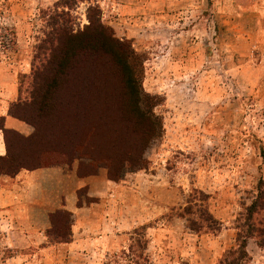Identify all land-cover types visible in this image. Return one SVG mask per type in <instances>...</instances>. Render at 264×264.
<instances>
[{
	"label": "rangeland",
	"instance_id": "374dc122",
	"mask_svg": "<svg viewBox=\"0 0 264 264\" xmlns=\"http://www.w3.org/2000/svg\"><path fill=\"white\" fill-rule=\"evenodd\" d=\"M57 1L0 0V135L3 113L38 123L36 143L25 139L35 131L32 123L25 121L24 137L8 132L12 149L40 167L61 165L69 182L76 181L77 214L51 215L57 231L47 233L51 240L66 237L73 224L79 242L73 251L60 248L46 264H220L236 246L242 214L264 180V0L74 3L75 30L89 23L90 6L100 7L102 21L140 55L144 92L158 102L163 133L146 148L142 165L125 168L120 179L112 178L102 156L118 144L113 134L132 129L118 81L97 92L90 69L84 80L60 84L50 125L38 114L46 112L30 103L33 72L45 55L40 43L49 31L44 11ZM73 88L81 91L75 98ZM68 129L76 138L96 130L91 148L76 146L70 156L69 147L42 151L52 132L65 143ZM37 147L38 157L30 156ZM194 189L209 194L219 231H194L179 215ZM8 219L0 212L2 235ZM39 248L0 246V264ZM247 249L245 264H264V248L254 238Z\"/></svg>",
	"mask_w": 264,
	"mask_h": 264
},
{
	"label": "trees",
	"instance_id": "16d2710c",
	"mask_svg": "<svg viewBox=\"0 0 264 264\" xmlns=\"http://www.w3.org/2000/svg\"><path fill=\"white\" fill-rule=\"evenodd\" d=\"M78 1L58 0L52 9L44 11L43 17L46 18L49 31L40 43V48L45 55L33 72V91L30 103L37 104L39 111L46 112L38 114L43 118H48L50 125L54 122L53 112L58 103L57 90L60 84H65L67 81L70 83L71 81H82L85 77L90 76V69L97 92H101L103 87L118 81V94L125 102L123 112H125L124 115L132 129L125 134L120 131L113 134L111 137H114L113 139L118 144H113L111 151L108 153L105 151L102 156L110 161L109 170L112 178L120 179L122 170L125 168L142 165L146 148L163 133V122L154 112V107L158 104L154 100L156 98L144 92V62L140 55L128 41L116 37L113 29L102 21L101 9L98 5L88 8L89 23L83 29L75 30L72 10L76 7L74 3ZM92 85L94 86V83ZM80 93V90L73 88L72 98ZM12 115L35 126V131L25 139L36 143L33 139L39 136L40 125L33 123L24 115L17 113ZM3 117L4 125L1 128L5 135L7 153L0 155V175H15L22 168H39L38 160L33 163L26 161L19 152L12 149L7 133L14 132L19 135L21 133L15 129L6 128L5 116ZM89 129L79 138H76L68 129L69 131L65 133L66 142L63 144L55 140L57 139L56 133L52 132L49 146L47 142V147L42 151L48 150L46 152L56 154L62 148L69 147L66 153L70 156L74 154L72 149L76 146H80L84 150L91 148L96 130L89 131ZM21 137L24 136L21 135ZM39 146H41L40 143ZM40 151L37 147L32 150L30 156L38 157ZM88 154L98 157L91 151H88ZM208 199V193L194 189L189 196L188 205L179 214L186 217L189 227L194 231L200 232L207 229L216 232L221 228L220 222L209 210ZM241 220L244 222L237 226L239 229L237 244L227 251L220 264H245L250 259L247 247L251 238H254L257 244L264 248V180H260L258 195L250 205L245 207ZM54 225L53 234L54 231H57L55 222ZM70 233L71 228L66 237L56 236L52 237V240L70 239Z\"/></svg>",
	"mask_w": 264,
	"mask_h": 264
},
{
	"label": "crops",
	"instance_id": "0c3cea01",
	"mask_svg": "<svg viewBox=\"0 0 264 264\" xmlns=\"http://www.w3.org/2000/svg\"><path fill=\"white\" fill-rule=\"evenodd\" d=\"M5 116V127L21 133L28 132V123L9 113ZM7 153L4 135H0V155ZM69 177L61 165H50L35 169L22 168L15 175H0V212L10 215L8 224L3 226L6 232L0 233V246L40 247L36 254L12 256L13 264H46L58 257L60 248H73L78 244L75 226L72 224L70 239L51 240L47 231L52 228L51 215L58 211H67L74 217L78 207L75 178ZM80 183H82L80 179ZM73 204L75 206H73ZM16 216V217H15ZM42 220V222H40ZM1 226V224H0ZM57 258H55L54 261ZM2 261V260H1Z\"/></svg>",
	"mask_w": 264,
	"mask_h": 264
}]
</instances>
